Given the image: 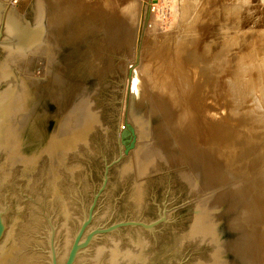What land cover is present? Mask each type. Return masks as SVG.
Returning <instances> with one entry per match:
<instances>
[{"label":"water","instance_id":"obj_1","mask_svg":"<svg viewBox=\"0 0 264 264\" xmlns=\"http://www.w3.org/2000/svg\"><path fill=\"white\" fill-rule=\"evenodd\" d=\"M8 1L0 0V264H258L246 224L262 222L264 210L245 186L166 216L202 195L204 158L240 151L242 135L180 109L142 119L124 158L134 147L120 132L125 22L111 15L46 31V0ZM95 194L96 215V201L87 215Z\"/></svg>","mask_w":264,"mask_h":264},{"label":"rangeland","instance_id":"obj_2","mask_svg":"<svg viewBox=\"0 0 264 264\" xmlns=\"http://www.w3.org/2000/svg\"><path fill=\"white\" fill-rule=\"evenodd\" d=\"M16 1L6 4L16 6ZM46 1V31L63 22L102 24L111 15L128 27L127 44L116 64L118 74H125L122 118L135 132L134 138L126 139L128 145L134 142V148L124 158L136 147L142 119L180 109L242 135L240 151L204 158L202 195L166 212L168 220L175 211L234 184L252 191L264 210V0ZM182 39L184 46L177 50ZM144 70L163 72L173 82L171 91L152 85ZM249 81L255 84H246ZM246 229L255 235L258 264H264V218L247 223Z\"/></svg>","mask_w":264,"mask_h":264},{"label":"bare ground","instance_id":"obj_3","mask_svg":"<svg viewBox=\"0 0 264 264\" xmlns=\"http://www.w3.org/2000/svg\"><path fill=\"white\" fill-rule=\"evenodd\" d=\"M16 1V0H15ZM16 3H17V1H16ZM15 3V4H16ZM186 3H188V2H186ZM264 4V3H263ZM13 5V4H12ZM242 5V4H241ZM256 5V4H255ZM245 6V5H244ZM257 6V5H256ZM192 7V6H191ZM128 9H130V8H128ZM244 9V8H243ZM189 10V9H188ZM190 10H191V8H190ZM131 11V10H130ZM134 10H132V12H133ZM123 12H124V10H123ZM126 13H127V11H125ZM129 12V11H128ZM252 13V12H251ZM250 13V14H251ZM128 14V13H127ZM152 29V28H151ZM189 29V28H188ZM187 31V30H186ZM183 40L184 39H182L181 40V43H179V45H177L178 47V49L177 50H181L182 49V46H184V43H183ZM179 41V40H178ZM186 41V40H185ZM180 42V41H179ZM228 45H230V44H228ZM189 49V48H188ZM173 51V50H172ZM175 51V50H174ZM244 54V53H243ZM247 55V54H246ZM255 56H257V55H255ZM169 57V56H168ZM263 57V56H262ZM260 59V58H259ZM259 59H257V60H259ZM256 60V61H257ZM261 61H263V60H261ZM244 62V61H243ZM249 62V61H248ZM259 63V62H258ZM263 63V62H262ZM261 63V64H262ZM238 64V63H237ZM156 65V64H155ZM239 65V64H238ZM254 65V64H253ZM263 65V64H262ZM262 65H258L259 67L261 66L262 67ZM258 66H257V68H255V69H258ZM148 67V66H147ZM255 67H256V64H255ZM164 68V67H163ZM166 68V67H165ZM227 68V67H226ZM241 68V67H240ZM229 69V68H228ZM263 69V68H262ZM234 70V69H233ZM258 71H259V69H258ZM263 71V70H262ZM261 71V72H262ZM167 72V71H166ZM172 72V71H171ZM260 72V71H259ZM160 73H163V72H161V71H159L158 73H154V72H152V71H150V70H148V71H145L144 70V75L150 80V82H153V84L152 85H154V86H156V88H163L166 92H170L171 91V89L172 88H169V84H173V82H171L170 83V81L171 80H166L167 79V76H165V75H163V74H160ZM228 73H229V71H228ZM258 73V72H257ZM140 74V73H139ZM254 75V74H253ZM252 75V76H253ZM261 76H263V75H261ZM142 77H143V75H142ZM257 77V76H256ZM145 78V77H144ZM179 79V78H178ZM240 80H242V79H240ZM264 80V79H263ZM175 81V80H174ZM256 81V80H255ZM246 82V81H245ZM258 82H260V81H258ZM258 82H257V84H258ZM177 83V82H176ZM185 83H186V81H185ZM255 84L253 81H249L248 83H246V84ZM182 84V83H181ZM240 84V83H239ZM129 85H130V82L128 81L127 82V89L129 88ZM150 85V84H149ZM172 86V85H171ZM176 86V85H175ZM222 86V85H221ZM246 87L247 86H249V85H245ZM173 89H175L174 87H173ZM221 89V88H220ZM259 89V88H258ZM157 90V89H156ZM223 90V89H222ZM231 90V89H230ZM264 90V89H263ZM225 92V91H224ZM258 91H256V93H257ZM182 93V92H181ZM227 93H228V91H227ZM255 93V94H256ZM259 93V92H258ZM257 93V94H258ZM260 94V93H259ZM237 95H238V93H237ZM254 95V94H253ZM170 96V95H169ZM233 96H234V94H233ZM236 96V95H235ZM249 96V95H248ZM179 97V96H178ZM231 97V96H230ZM250 97V96H249ZM249 97H248V99H249ZM256 97V96H255ZM261 98V97H260ZM126 99H127V95H126ZM254 99H256V98H254ZM216 101V100H215ZM174 102V101H173ZM260 103H261V101H259ZM189 104V103H188ZM233 104V103H232ZM243 104V103H242ZM263 105V104H262ZM252 106V105H251ZM264 106V105H263ZM187 107V106H186ZM126 108H124V110H125ZM256 109V108H255ZM123 110V112H124V114H126L125 113V111ZM250 111V110H249ZM256 112V111H255ZM263 112V111H262ZM199 113V112H198ZM232 113V112H231ZM257 114V113H256ZM249 115H251V114H249ZM253 115V114H252ZM236 116V115H235ZM264 116V115H263ZM256 117H258L257 115H256ZM255 117V118H256ZM257 119V118H256ZM255 120V119H254ZM260 120V119H259ZM207 121V120H206ZM262 121V120H261ZM122 122H123V124H122V128L121 129H123V130H121L120 129V132H121V134L125 137V139L127 138V137H129L130 135H131V129H129L130 127H128L127 125H129L128 123H126V120H125V116H124V118H122ZM125 123H126V125H125ZM258 123V122H257ZM258 125V124H257ZM130 126V125H129ZM255 127V126H254ZM240 131V130H239ZM254 133V132H253ZM257 134V133H256ZM124 137H123V139H124ZM245 139V138H244ZM128 146L126 145L125 146V148H127ZM134 148V147H133ZM131 150V149H130ZM239 161V160H238ZM240 172V171H239ZM257 186V185H256Z\"/></svg>","mask_w":264,"mask_h":264},{"label":"flooded vegetation","instance_id":"obj_4","mask_svg":"<svg viewBox=\"0 0 264 264\" xmlns=\"http://www.w3.org/2000/svg\"><path fill=\"white\" fill-rule=\"evenodd\" d=\"M100 191V190H99ZM100 193V192H99ZM98 194H95L94 195V198H93V201H92V203H91V205H90V207L88 208V212H87V215L89 214V212H90V208H91V206H92V204L96 201V207L94 208V211H93V213H94V215H96V211H97V207H98V204H99V199H100V197H101V195L96 199V196H97ZM93 223V222H92Z\"/></svg>","mask_w":264,"mask_h":264}]
</instances>
